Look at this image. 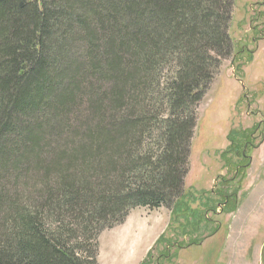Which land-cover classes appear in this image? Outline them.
I'll return each mask as SVG.
<instances>
[{"label":"trees","instance_id":"trees-1","mask_svg":"<svg viewBox=\"0 0 264 264\" xmlns=\"http://www.w3.org/2000/svg\"><path fill=\"white\" fill-rule=\"evenodd\" d=\"M233 5L0 0V264H99L101 232L131 207L188 214L197 108L234 55ZM257 131L229 137L242 179Z\"/></svg>","mask_w":264,"mask_h":264},{"label":"rangeland","instance_id":"rangeland-1","mask_svg":"<svg viewBox=\"0 0 264 264\" xmlns=\"http://www.w3.org/2000/svg\"><path fill=\"white\" fill-rule=\"evenodd\" d=\"M233 6L229 34L239 56L222 62L197 108L185 180V201L207 220L197 227L190 210L176 216L164 207H131L122 224L101 232L104 264L118 259L113 244L119 233L140 237L135 257L149 244L140 264H264V0H234ZM255 127L251 165L242 179L237 173L244 161L229 152V137ZM12 135L8 143H16ZM223 181L231 194L221 192ZM220 193L236 197L227 204Z\"/></svg>","mask_w":264,"mask_h":264},{"label":"crops","instance_id":"crops-1","mask_svg":"<svg viewBox=\"0 0 264 264\" xmlns=\"http://www.w3.org/2000/svg\"><path fill=\"white\" fill-rule=\"evenodd\" d=\"M128 224V223H127ZM166 228H167V225H165ZM117 229V228H116ZM116 229H113V230H116ZM105 234V233H104ZM102 234L100 236V239L101 237H103ZM114 239H115V242H114V252L116 253V256H118V259L117 260H113L112 261V264H140L141 261L146 257V254L148 252V247H149V244L146 245V248L143 252H140L138 253L135 257V248H134V244L136 246L139 247V240H140V237L138 236V238H131L130 235H121L120 233L114 235ZM99 244L101 246V242L99 241ZM99 246V247H100ZM139 249H142L141 247H139ZM98 261H99V264H104V261L102 260V250H101V247L99 248V257H98Z\"/></svg>","mask_w":264,"mask_h":264},{"label":"flooded vegetation","instance_id":"flooded-vegetation-1","mask_svg":"<svg viewBox=\"0 0 264 264\" xmlns=\"http://www.w3.org/2000/svg\"><path fill=\"white\" fill-rule=\"evenodd\" d=\"M236 134H239V136L236 138H234L235 139V142H233V143H235V145H234V147L236 148V147H238V148H240V147H242L243 146V144L245 143V140H244V136L246 135V134H248V133H246L245 131H243V132H237ZM233 143H230V145L231 144H233ZM234 148V149H235ZM249 150H253V149H247V148H245V149H243V155L244 156H247L249 159H251L249 156H248V152H249ZM230 151V150H229ZM242 150H240V151H234V153H236V155H237V157H239V159L240 158H242L240 155H241V152ZM250 164H251V160H250ZM232 190V189H231ZM223 192H224V190H222ZM226 193H228V194H231L230 193V190H226L225 191ZM226 197V200H227V202H224V203H229L228 201L229 200H233L235 197H236V194L235 193H233V195H231L230 197H228V196H225ZM228 197V198H227Z\"/></svg>","mask_w":264,"mask_h":264}]
</instances>
